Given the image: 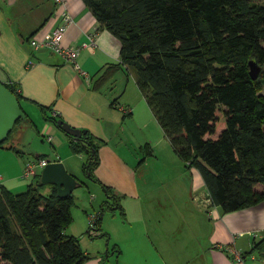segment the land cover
Masks as SVG:
<instances>
[{
	"label": "trees",
	"instance_id": "16d2710c",
	"mask_svg": "<svg viewBox=\"0 0 264 264\" xmlns=\"http://www.w3.org/2000/svg\"><path fill=\"white\" fill-rule=\"evenodd\" d=\"M82 1L99 27L119 39L121 63L133 72L174 153L199 171L211 204L229 212L264 202V188L256 189L264 186V0ZM249 59L261 67L255 79ZM6 86L19 100L15 87ZM46 119L56 125L57 116ZM11 131L0 147L19 152L5 145ZM62 132L72 153L85 154L83 172L107 196L87 233L108 239L104 212L124 217L125 211L121 197L94 175L104 140L87 129L80 141ZM74 204L72 192L59 196L54 184L40 182V172L20 192L0 184V264L87 260L78 238L64 232Z\"/></svg>",
	"mask_w": 264,
	"mask_h": 264
},
{
	"label": "crops",
	"instance_id": "0c3cea01",
	"mask_svg": "<svg viewBox=\"0 0 264 264\" xmlns=\"http://www.w3.org/2000/svg\"><path fill=\"white\" fill-rule=\"evenodd\" d=\"M63 11L70 14L72 22L62 43L78 47L76 61L86 75L60 55L30 44L32 37L41 39L50 33L61 22ZM89 35L94 43L82 46L89 41ZM0 82L12 85L21 95L20 106L32 125L27 119L20 121L25 120L35 128L30 111L39 109L45 119L57 116L104 140L98 147L99 164L94 175L122 197L125 208V216L120 215L122 219L114 215L116 227L110 226L115 227L111 230L104 226L106 219L102 216L101 230L113 235V240L108 234V239L104 237L106 240L101 241L106 251L110 241H114L119 251L112 245L113 252L130 253L132 263L127 264H264V202L229 212H223L217 205H205L192 194L198 190L207 195L199 171L187 168L170 142L173 161L179 162L175 169L178 186L183 195H192V199L175 194L164 199L165 194L152 197L151 185L146 175H138L135 159L120 154V141L115 145L109 143L111 137L126 131L125 124L129 122L124 120L126 116L145 120L143 126L155 117L137 87L133 72L121 63L119 39L99 27L82 0H0ZM40 105L45 107L44 111ZM36 131L42 136H52V142L58 146V157L53 161H62L69 173L79 177L71 168V158L78 156L83 163L85 154L71 153L66 148L67 136L48 119ZM148 158H155L153 148ZM23 162L17 161L19 171ZM10 179L11 174L5 177L0 174V184L11 190ZM100 188L104 197L94 190L92 196L81 200L82 206L71 207L72 220L64 230L76 236L81 249L90 255L82 264L103 262L97 255L102 246L87 233L93 214L107 199ZM89 202L92 209L87 206ZM233 250L240 254V260Z\"/></svg>",
	"mask_w": 264,
	"mask_h": 264
},
{
	"label": "rangeland",
	"instance_id": "374dc122",
	"mask_svg": "<svg viewBox=\"0 0 264 264\" xmlns=\"http://www.w3.org/2000/svg\"><path fill=\"white\" fill-rule=\"evenodd\" d=\"M260 92L264 93V85L262 86ZM119 112H117V114H119ZM30 117L32 120H34L36 129H39L41 124L46 121L39 109L36 111H30ZM219 119L222 120L221 114H219ZM124 120L129 121L126 122L127 124H125L126 131L118 133L115 137H111L109 143L111 145H115L119 144L118 141H120L122 146V149L119 150L120 154L124 158L133 157L135 159L136 162L134 164L138 167V175H146V180L151 185L150 192L153 191L151 196L160 197L162 194H165L162 196V199H164L169 198V195L175 194L176 197H182V199L184 197H190L192 199V195H189V197L183 195L182 188L178 186V178L176 177L175 169L179 162H177V160L176 162L173 161L174 157L172 156L169 140L164 137L162 128L160 127L158 121L153 118V120H150L151 122H148L145 126H143L144 122L146 121L138 117L130 119V116H126ZM220 127L221 125L217 124L216 131L212 136H215L220 131ZM35 128L26 123L25 120H21L14 126L9 139L5 142V145H13L19 150V152H16L13 149L0 147V174H3L4 177L6 174H11L12 179L9 180L8 185L11 186L10 188L14 192L23 191L27 184L32 180V177H21V172L27 161H36L38 160L39 156H42V158H47L50 161H53V159H57L58 157V146L55 143L49 142L46 139V134L42 136L36 131ZM59 132L60 131H58V133ZM17 133L18 137H16ZM66 148L70 151L68 146H66ZM151 148H153L155 151V158H148V151H150ZM61 154L63 153L61 152ZM156 156L158 158H156ZM18 159H21L22 162L24 161L20 171L18 170L17 165ZM71 162V168L76 170L75 172L78 174V178L86 181L87 183L86 185L83 184L76 186L72 191L73 195L76 197L74 206H82L81 200L92 196L91 192H95L94 190L98 191V195H100V197H104L105 195L102 192L100 186L95 182L90 181V179H88L87 175L81 169V159L78 158V156L72 155ZM263 188L264 186L261 184L256 185V189L258 190H262ZM170 190L171 192L169 193ZM192 194L193 196H197V198L204 196L202 193H199L198 190L197 193L193 192ZM108 200L111 202L109 198ZM96 201L93 204H96ZM120 203L123 206L122 200ZM87 206L92 209L90 202L87 203ZM106 212H108V214L104 215ZM104 214L103 217L106 219V225L104 224V226H107L109 230H111L110 228H115L116 222L114 215L121 218L119 211L116 210L115 213H112L106 210ZM109 236H111V239L113 240V235L109 234ZM104 237L105 236H96L92 238V241H96V243L102 246L100 253L97 254L103 259L102 264L132 263L130 253L116 254L111 250L114 241H110L108 251H106L105 246L101 244V241L105 239Z\"/></svg>",
	"mask_w": 264,
	"mask_h": 264
},
{
	"label": "water",
	"instance_id": "95a60500",
	"mask_svg": "<svg viewBox=\"0 0 264 264\" xmlns=\"http://www.w3.org/2000/svg\"><path fill=\"white\" fill-rule=\"evenodd\" d=\"M247 64L251 78H257L261 70L260 65L254 59H249ZM19 119H25V112L22 110L17 96L5 84L0 82V142L6 140L15 122ZM55 123L76 141H80L82 135L86 132L85 128L73 127L61 118H57ZM40 182L42 184H54L59 196L68 195L80 184L78 179L69 173L59 160L48 161L41 168Z\"/></svg>",
	"mask_w": 264,
	"mask_h": 264
},
{
	"label": "built area",
	"instance_id": "2783aa9c",
	"mask_svg": "<svg viewBox=\"0 0 264 264\" xmlns=\"http://www.w3.org/2000/svg\"><path fill=\"white\" fill-rule=\"evenodd\" d=\"M56 2H61V0H55ZM72 22V18L68 12L63 11L61 15V22L51 30L50 33L44 35L41 39L32 37L30 39V44L35 48H46L50 51L60 55L64 60L69 61L73 67L82 75H86V71L80 68V65L76 61L78 47L75 46H65L62 43L63 36L69 24ZM89 41H84L82 46L91 45L94 43V38L92 35H89ZM89 42V43H88ZM46 139L52 142V136L46 135ZM48 162L45 158H38L36 161H27L24 165V168L21 172L22 178L33 177L35 176L40 169ZM197 197V196H196ZM199 197V196H198ZM202 200L207 206H212L211 199L208 196L197 198ZM93 226V218L89 222V227ZM226 247V246H225ZM228 248V247H227ZM235 257L240 260V254L233 250Z\"/></svg>",
	"mask_w": 264,
	"mask_h": 264
}]
</instances>
